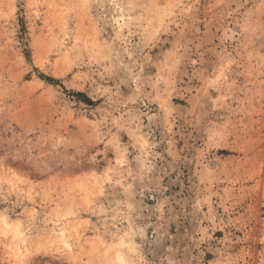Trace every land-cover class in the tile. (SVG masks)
I'll list each match as a JSON object with an SVG mask.
<instances>
[{
  "label": "rangeland",
  "instance_id": "obj_1",
  "mask_svg": "<svg viewBox=\"0 0 264 264\" xmlns=\"http://www.w3.org/2000/svg\"><path fill=\"white\" fill-rule=\"evenodd\" d=\"M0 264H264V0H0Z\"/></svg>",
  "mask_w": 264,
  "mask_h": 264
},
{
  "label": "trees",
  "instance_id": "obj_2",
  "mask_svg": "<svg viewBox=\"0 0 264 264\" xmlns=\"http://www.w3.org/2000/svg\"><path fill=\"white\" fill-rule=\"evenodd\" d=\"M48 78V80H50V81H53V82H57V80L56 79H52V78H50V77H47ZM78 94H82L81 92H79Z\"/></svg>",
  "mask_w": 264,
  "mask_h": 264
}]
</instances>
